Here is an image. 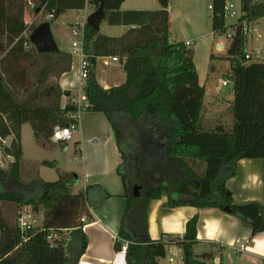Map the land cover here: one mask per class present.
<instances>
[{"label":"trees","instance_id":"trees-1","mask_svg":"<svg viewBox=\"0 0 264 264\" xmlns=\"http://www.w3.org/2000/svg\"><path fill=\"white\" fill-rule=\"evenodd\" d=\"M123 1L104 0L105 20L128 26L127 32L110 37L87 24L84 42L92 65L83 87L88 102L85 111L107 117L122 158L117 174L126 204L114 248L121 251L126 245V264H161L168 243L151 238L149 206L163 196L171 207L218 208L235 215L251 229L252 237L263 232L264 204L235 203L227 181L236 175L240 160L264 159V75L255 71L249 76L246 37L239 24L264 17V0H242V17L228 47L231 71L225 76L234 92L231 128L203 126L206 88L199 80L194 50L171 39L170 0H159L157 10L128 11L121 10ZM87 2L95 10L101 0H0V202L18 209L31 206L44 217L42 226L29 230L26 239L0 208V264H78L88 246L83 208L111 196L100 184L72 193L75 176L70 173L60 174L56 181L24 180L21 170L25 123L32 125L36 141L48 147L56 146L52 139L56 126L78 125L76 97L68 91L70 101L64 108L35 106L16 98L29 85L28 71L35 58L46 54L38 52L26 36L28 29L33 32L38 25L29 27L27 15L52 12L51 23L69 9L85 8ZM225 3L214 0L211 16L213 31L221 34L232 27L223 15ZM51 54L67 55L62 51ZM100 56L124 60V83L108 89L99 84L96 64ZM8 138L11 142L5 145ZM2 156L13 158L8 169L1 166ZM190 159L205 162L204 175L196 173ZM136 185L141 187L140 196L132 192ZM197 224L194 216L184 235L176 238L183 264H214V252H194L199 242ZM51 233L56 234L53 240Z\"/></svg>","mask_w":264,"mask_h":264},{"label":"crops","instance_id":"crops-1","mask_svg":"<svg viewBox=\"0 0 264 264\" xmlns=\"http://www.w3.org/2000/svg\"><path fill=\"white\" fill-rule=\"evenodd\" d=\"M226 2H229V0H226ZM86 7L88 10H94V4L89 2H87ZM160 8L159 0H124L121 5L122 11L157 10ZM73 10L80 11V16L82 12H84L83 16L88 13L84 11V8ZM27 19L29 20V15H27ZM28 20L27 22L29 23ZM110 26L115 28L107 33H102L100 28L99 32L110 37H120L129 29L128 26L124 25ZM169 29L171 33V13ZM173 41H175L174 38ZM219 46L223 48L222 45ZM59 51L62 50L59 49ZM66 53L67 55L46 53L35 58L55 56L59 58V62L63 65L59 75L56 77L57 89L62 94L60 97L61 108H64L70 101V98L64 95L66 91L72 93L73 97L78 98L79 95H82L81 98H83L81 57L78 54H73V50H69ZM1 56L2 54H0V58ZM104 57L112 56L97 57L96 78L99 84L108 89L124 83L126 80L124 60L117 56L119 61L105 65L103 63ZM64 64H69V67H64ZM197 68L200 83L206 88L203 116L208 120L215 118V122L209 124L210 128L218 125L226 127V124L222 121L223 118L219 117L227 112L223 110L225 105L233 107L234 92L233 90L229 91L228 85H223L224 79L221 82L222 86L221 84L215 85L211 82L209 73L206 74L205 79L199 73L198 66ZM46 72L43 69L38 73L39 80L45 78L43 74ZM28 80L29 85L25 86L21 93L16 96L24 95L29 87L35 89V92L38 90V83L33 85L29 77ZM39 95L47 100L50 98L48 91L41 92ZM54 95L52 94V96ZM231 112V122L229 126L227 125L228 128H231L234 123L233 111ZM111 130V125L103 113L86 111L83 115L80 114L78 116V129L73 134V137L76 135V160H78L77 166L79 167L78 172L74 174V184H81L80 191H85L90 185L100 184L111 194L109 198L94 204H85L83 208L84 232L88 237V246L78 264H126V245L123 246L121 251H117L114 248L120 230L126 198L124 197L125 189L123 183L117 174V167L121 163L122 158L115 138L111 135ZM8 141V144H10L11 138H8ZM54 142L56 145H61L56 141ZM43 147L47 148V145L43 144ZM70 174L73 173L70 172ZM227 187L231 190L237 204H246L253 201L264 204V159L240 160L236 175L227 181ZM194 216L198 217L197 238L199 242L194 246V252L197 255L214 252V264H264V231L252 237L251 229L245 226L235 215L226 213L218 208L171 207L167 196L152 200L149 206V234L151 238L153 240L165 237L170 238V243L166 247L167 255L161 260V264L172 254L177 257L182 256V250L176 244V238L184 235L187 222ZM247 242H249L247 248L243 251L240 250V245Z\"/></svg>","mask_w":264,"mask_h":264},{"label":"rangeland","instance_id":"rangeland-1","mask_svg":"<svg viewBox=\"0 0 264 264\" xmlns=\"http://www.w3.org/2000/svg\"><path fill=\"white\" fill-rule=\"evenodd\" d=\"M229 3H234L237 10H241L242 8L241 0H229ZM213 4L214 0H170L168 9L169 13L172 15L171 39L173 40L174 38L175 41L183 42H186L187 40L191 41L192 44L189 45V47L194 50V60L199 67V73L201 76H204L203 78L206 79L205 76L209 73L211 82L215 85L221 84L222 86V80L226 79L224 74L231 71V61L227 58L230 40L227 38V34L214 35L213 33L211 19L212 11L208 8L209 5ZM88 12L91 14L93 10L89 9ZM46 15L47 13L45 12H41L40 15L30 13L29 20L27 19L30 24L29 27L32 24L39 25L42 22L49 21L46 19ZM77 15L78 12L72 9L64 12L60 15V17H58V19L51 22L53 36L59 49L63 52L72 50L70 24L74 22ZM83 15L84 12L81 13V16ZM225 20L227 25L230 26L236 19L234 17H229ZM101 26L102 33H107L115 28L110 26L105 19ZM249 28V35L246 36V50L252 55V59L246 61L248 72L250 74L249 76L255 74V71H259V75H264V17L254 23H251ZM119 29H117L118 32H120ZM31 33L30 29H28L26 36L29 38ZM219 45H222L223 48ZM256 54H258L261 59H258ZM211 55H215V58L212 59ZM48 58H43L41 56L40 58L34 60V66L30 69V71H28V77L33 85L38 83V90L35 92V89L29 87L27 91H25L24 95L16 96L19 102L27 101L35 106L60 107V97L62 94H60V90L57 89L56 77L59 75L63 65L59 62L58 57L49 56ZM258 64L259 68L263 69H259L257 66ZM65 66L66 65L64 64V67ZM43 69L47 71L43 74L45 78L39 80L40 78L38 73ZM227 88L229 91H232L231 83L228 84ZM262 88L264 89V86H262ZM45 91H48L50 94V98L48 100L39 95L41 92L44 93ZM54 91H58V93L54 95ZM52 94L54 96H52ZM64 95L66 94L64 93ZM223 110L227 112L222 114L219 118H223L222 121L227 127V125L229 126L231 122V111L233 110V107L225 105ZM84 112L86 111H82L80 114L83 115ZM80 114H78V116ZM212 122H215V118L208 120L205 116H203V126L209 127V124ZM75 138L76 135H74L72 140L64 142L68 144V148L64 146L65 144L56 145L54 147L47 146V148H44L43 144L41 145L36 141L33 135L32 125L30 123H25L22 127L24 155L22 158L21 170L23 179L28 180L29 177H40L45 181H56L59 179L60 174L70 172H72V175L75 176L74 174H76L79 170V167L77 166L78 160H76L77 141ZM8 143L9 141L7 139L5 141V145H9ZM45 160L53 162L54 165L45 164ZM12 161L13 158L2 156L1 166L8 169ZM190 164L196 173L204 175L206 164L203 160L190 159ZM80 188L81 184H73L71 186V192L79 193ZM27 207V210H24V207L18 209L15 204L0 202V208L2 209L4 217L16 223L19 228L20 217H24L25 221L32 223L33 225L42 224L44 217L42 218L41 214H43V212L35 213L31 206ZM34 219H36V222L33 221ZM163 264H168L167 260L163 261Z\"/></svg>","mask_w":264,"mask_h":264},{"label":"built area","instance_id":"built-area-1","mask_svg":"<svg viewBox=\"0 0 264 264\" xmlns=\"http://www.w3.org/2000/svg\"><path fill=\"white\" fill-rule=\"evenodd\" d=\"M257 1H259V0H257ZM209 8L212 10V12L214 11L213 5H210ZM84 11L86 13L88 12L87 7L84 8ZM79 12H78V15L75 18L74 22L70 26L71 27V44H72L73 54H78L81 57V79L83 81V87H84L87 79L89 78L90 70H91V66H92L91 62L89 60V56L86 54V52L84 50V42H85V36H86L85 30H86V25L88 24L87 19H88V16L90 14L88 12L87 15L80 16ZM223 15H224L225 19H228L229 17H234L236 19L234 21V23L232 25H230L232 27L226 33L227 38H229L230 43H231L233 36L236 33L238 23L240 22V18L242 17V9L237 10L234 3L226 2L224 5ZM53 17H54V15L51 12V13L47 14L46 19L51 20ZM239 24H242L244 36L246 37L247 35H249L250 23L247 20H243ZM213 32H214V35H221L220 31H213ZM185 44L187 46H189L192 43L190 41H187ZM245 48H246V43H245ZM244 57H245L246 61L252 59L251 53H249V51H247V50L245 51ZM256 57L258 59H261L258 54H256ZM117 61H119V57H117V56L104 57L103 63L105 65H109L110 63L117 62ZM229 83H231L229 78H226L225 80H223V85L226 86ZM81 96L82 95H79L78 98L74 99V102L76 103V105L78 107V111L75 114V116L77 118H78V114L82 111H85L86 108L88 107V102L86 101L84 94H83V98H81ZM77 129H78L77 124H71V125L64 126V127L56 126L52 139H53V141H56V142H60V141L61 142H68V141L72 140L73 134ZM23 209L27 210L28 207L24 206ZM41 216L43 218V214H41ZM19 220H20L21 231L23 232L26 239L28 238L27 234H28L29 230L37 229V228L41 227L43 224L42 223L39 225H33L32 223L25 221L24 217H20ZM33 221L36 222V219H34ZM50 235H52L53 237L49 236V239H51V240L55 239L56 234L51 233ZM163 239L167 243H170L169 237H165ZM248 244H249V242L240 245V247H239L240 250H242V251L245 250L247 248ZM167 260H168V264H183V256H181V255L177 257L175 254H172L170 257L167 258Z\"/></svg>","mask_w":264,"mask_h":264},{"label":"water","instance_id":"water-1","mask_svg":"<svg viewBox=\"0 0 264 264\" xmlns=\"http://www.w3.org/2000/svg\"><path fill=\"white\" fill-rule=\"evenodd\" d=\"M106 17V11L104 8V0H101L97 9L88 16L87 23L96 31H100L101 23ZM31 44L41 53H53L58 52L59 47L51 30V23L45 21L37 25L35 31L29 36ZM111 135L115 138V133L111 130ZM67 148V144L64 145ZM140 186H134L132 192L135 196H140Z\"/></svg>","mask_w":264,"mask_h":264}]
</instances>
